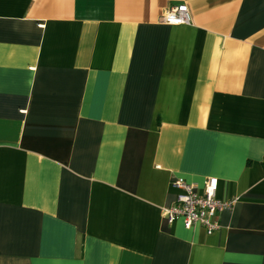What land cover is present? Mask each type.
<instances>
[{
    "label": "crops",
    "instance_id": "crops-1",
    "mask_svg": "<svg viewBox=\"0 0 264 264\" xmlns=\"http://www.w3.org/2000/svg\"><path fill=\"white\" fill-rule=\"evenodd\" d=\"M262 162L264 0H0V264H264Z\"/></svg>",
    "mask_w": 264,
    "mask_h": 264
},
{
    "label": "built area",
    "instance_id": "built-area-1",
    "mask_svg": "<svg viewBox=\"0 0 264 264\" xmlns=\"http://www.w3.org/2000/svg\"><path fill=\"white\" fill-rule=\"evenodd\" d=\"M160 21L173 25L191 23L189 6L186 3L169 6L160 16ZM172 187L176 191L175 200L164 207L165 219L172 223L181 218L186 228L199 224L207 234L219 228L218 213L231 210L236 202V198L221 200L217 197L218 178L215 176L206 179L202 191L180 176L173 178Z\"/></svg>",
    "mask_w": 264,
    "mask_h": 264
},
{
    "label": "trees",
    "instance_id": "trees-1",
    "mask_svg": "<svg viewBox=\"0 0 264 264\" xmlns=\"http://www.w3.org/2000/svg\"><path fill=\"white\" fill-rule=\"evenodd\" d=\"M262 165H264V162H262Z\"/></svg>",
    "mask_w": 264,
    "mask_h": 264
}]
</instances>
